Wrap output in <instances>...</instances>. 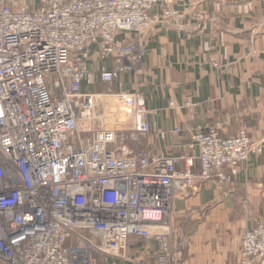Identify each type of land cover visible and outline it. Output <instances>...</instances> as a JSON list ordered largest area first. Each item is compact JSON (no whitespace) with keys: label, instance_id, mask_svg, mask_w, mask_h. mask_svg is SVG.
<instances>
[{"label":"built area","instance_id":"obj_1","mask_svg":"<svg viewBox=\"0 0 264 264\" xmlns=\"http://www.w3.org/2000/svg\"><path fill=\"white\" fill-rule=\"evenodd\" d=\"M183 1L0 0L3 263L122 264L136 238L157 245L156 264H175L166 227L176 194L230 181L251 155L264 153V132L252 140L244 130L228 138L195 130L190 148L198 149L200 170H178L175 157L131 153L122 138L117 146L119 136L136 142L151 131L136 94L81 92L93 83L91 46L112 60L99 71L107 86L123 72H140L141 47L116 36L146 32ZM155 6L161 15L151 14ZM94 122L101 128L93 130ZM240 247L236 264H264L260 220Z\"/></svg>","mask_w":264,"mask_h":264},{"label":"crops","instance_id":"obj_2","mask_svg":"<svg viewBox=\"0 0 264 264\" xmlns=\"http://www.w3.org/2000/svg\"><path fill=\"white\" fill-rule=\"evenodd\" d=\"M172 9L173 17L140 35L116 36L123 45L137 43L142 57L140 72H123L110 86L99 71L109 70L112 60L99 59L91 46L86 65L93 83L82 84L81 92L136 94L149 112L151 131L136 142L119 136L117 146L122 138L131 153H161L177 158L178 170L198 172V149L190 148L195 130H216L224 138L244 130L252 140L264 132V0H184ZM162 11L155 6L151 14ZM102 103L95 104L97 115ZM256 220L264 224V153L251 155L230 181L176 194L166 227L168 259L236 264L241 238ZM157 250L154 242L131 238L122 264H156Z\"/></svg>","mask_w":264,"mask_h":264},{"label":"rangeland","instance_id":"obj_3","mask_svg":"<svg viewBox=\"0 0 264 264\" xmlns=\"http://www.w3.org/2000/svg\"><path fill=\"white\" fill-rule=\"evenodd\" d=\"M95 116L97 115L96 113H95V111H94V113H93ZM95 126V124L92 126L93 127V130H95L96 129V126Z\"/></svg>","mask_w":264,"mask_h":264}]
</instances>
